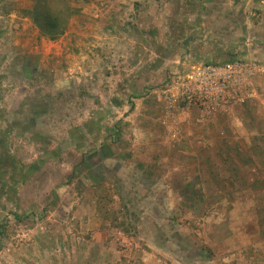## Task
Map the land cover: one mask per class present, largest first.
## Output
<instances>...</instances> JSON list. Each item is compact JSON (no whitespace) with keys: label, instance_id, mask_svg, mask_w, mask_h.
<instances>
[{"label":"rangeland","instance_id":"1","mask_svg":"<svg viewBox=\"0 0 264 264\" xmlns=\"http://www.w3.org/2000/svg\"><path fill=\"white\" fill-rule=\"evenodd\" d=\"M36 1L0 0V264H264V71L203 120L161 95L264 66V0H65L54 38Z\"/></svg>","mask_w":264,"mask_h":264},{"label":"built area","instance_id":"2","mask_svg":"<svg viewBox=\"0 0 264 264\" xmlns=\"http://www.w3.org/2000/svg\"><path fill=\"white\" fill-rule=\"evenodd\" d=\"M262 71L264 66L254 60L195 62L171 75L161 95L169 106L198 110L203 120L211 114L228 113L247 101L253 78Z\"/></svg>","mask_w":264,"mask_h":264},{"label":"trees","instance_id":"3","mask_svg":"<svg viewBox=\"0 0 264 264\" xmlns=\"http://www.w3.org/2000/svg\"><path fill=\"white\" fill-rule=\"evenodd\" d=\"M73 11L65 0H37L30 13L41 33L54 38L64 31L66 19Z\"/></svg>","mask_w":264,"mask_h":264},{"label":"crops","instance_id":"4","mask_svg":"<svg viewBox=\"0 0 264 264\" xmlns=\"http://www.w3.org/2000/svg\"><path fill=\"white\" fill-rule=\"evenodd\" d=\"M97 232L98 231V233L100 234V232H99V230H94V231H92V232ZM97 233V234H98ZM99 236V235H98ZM101 240H98V241H95V240H93V244H91L92 246H94V247H96V251L99 253V251H100V249L103 251V249L104 248H106L107 250V253H104V259H102V260H105L104 262H100V258L101 257H103V256H101V257H99L98 259H95V257H96V252H93V249H91L90 251L91 252H93L94 253V257H93V260L89 263V264H117V261H114V260H112V259H114L115 258V253H114V251L112 250V248L111 247H106V246H104V242H100ZM114 257V258H113ZM117 257V256H116ZM95 259V260H94ZM116 259V258H115ZM113 261H114V263H113Z\"/></svg>","mask_w":264,"mask_h":264}]
</instances>
